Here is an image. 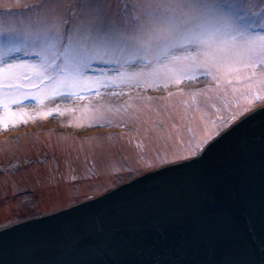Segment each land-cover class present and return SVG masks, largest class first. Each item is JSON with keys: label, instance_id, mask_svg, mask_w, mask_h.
<instances>
[{"label": "snow or ice", "instance_id": "obj_1", "mask_svg": "<svg viewBox=\"0 0 264 264\" xmlns=\"http://www.w3.org/2000/svg\"><path fill=\"white\" fill-rule=\"evenodd\" d=\"M14 7L27 9L29 16L0 18V106L5 109L0 122L7 119L14 123L13 118L23 117L22 111H13L11 106L28 99L34 94L32 90L51 87L53 95L62 96V89L86 91L116 80L123 83L151 77L179 82L180 73L199 71L218 83L224 78L227 91L235 81L251 83L257 78L255 72L243 78H226L240 67H264V3L257 24L249 18L250 9L255 7L253 0H35ZM94 64L100 67L94 70L95 75H89ZM258 82L264 86V77ZM223 99V94L212 95L210 89L199 98L193 97L192 108L201 113L210 108L219 112ZM254 101L264 102V95L254 94L249 104ZM242 114L234 113L230 119L235 121ZM90 118L102 120L104 115L92 113ZM226 126H215V136L220 138L214 143H210L214 136L208 130L195 140L183 141L188 146L181 151L175 150L174 138H164L150 157L137 153L136 167L127 165L129 171H151L87 202L72 201L52 208L46 214L47 221L0 226L5 229L0 232V256L6 257L0 264H264V131L260 136L259 198L253 204L259 228L243 244L190 251L179 240L116 241L112 237L117 220L93 210L118 190L152 184L171 174L196 177L200 183L205 162L234 129L221 135ZM15 152L24 153L22 158L16 156V168L34 173L38 184L42 175L52 177L60 168L55 156L52 161H34L22 148ZM100 155H104L103 150ZM64 164L71 168L70 156ZM28 190L18 189L14 194ZM84 208L90 211L78 215ZM57 218L64 219L59 231L48 226V221ZM34 228L37 231L29 233L27 239L46 237L53 243L25 256L20 252L24 247L20 237L24 230Z\"/></svg>", "mask_w": 264, "mask_h": 264}, {"label": "rangeland", "instance_id": "obj_2", "mask_svg": "<svg viewBox=\"0 0 264 264\" xmlns=\"http://www.w3.org/2000/svg\"><path fill=\"white\" fill-rule=\"evenodd\" d=\"M34 2L0 0V18L27 19L28 10L14 5ZM253 3L249 18L259 24L264 0ZM98 67L94 64L89 75H95ZM253 72L257 78L251 83L235 81L227 91L224 78L218 83L199 71L180 73L179 82L151 77L123 83L116 80L108 81L106 87L93 85L86 91L62 89V96L53 95L51 87L39 92L32 90L34 94L28 99L11 106L13 111H22L23 117L13 118L14 123L7 119L0 122V226L96 196L150 170L129 171L127 165L136 167L137 153L150 157L164 138H174L175 150L181 151L188 146L183 141L195 140L208 130L215 136L216 125H227L234 113L262 102L249 104L254 94L264 95V86L258 82L264 77V67H240L226 78H243ZM210 89L212 95L223 94V110L194 111L193 97L199 98ZM92 113H103L104 119H92ZM4 114L5 109L0 106V116ZM18 147L34 161H52L55 156L60 168L52 177L42 175L38 184L34 173L26 174L16 168V156L22 158L24 154L15 152ZM69 156L73 160L71 168L64 164ZM40 169L45 172L43 164ZM23 188L29 190L14 194Z\"/></svg>", "mask_w": 264, "mask_h": 264}, {"label": "water", "instance_id": "obj_3", "mask_svg": "<svg viewBox=\"0 0 264 264\" xmlns=\"http://www.w3.org/2000/svg\"><path fill=\"white\" fill-rule=\"evenodd\" d=\"M226 131L231 132L205 162L200 183L196 177L171 174L152 184L118 190L115 195L94 206L93 210L101 211L119 223L113 240H179L190 251H215L222 246L240 245L250 240L259 228L253 204L259 198L264 103L241 116L220 134L224 135ZM219 138L214 137L210 143ZM130 179L107 191L125 186ZM92 198L80 201L87 202ZM89 211L84 208L78 215H86ZM48 213L14 222L32 224L34 220L47 221ZM63 224V218L48 221V226L56 231ZM8 225L18 227L13 222ZM3 231L5 229L0 227V232ZM34 231L37 229H26L20 237L24 245L20 252L25 256L32 251L46 250L53 243L46 237L27 239ZM0 259L6 257L0 256Z\"/></svg>", "mask_w": 264, "mask_h": 264}]
</instances>
